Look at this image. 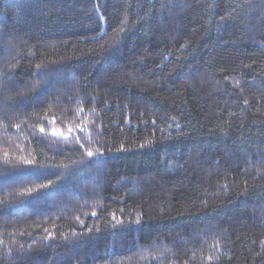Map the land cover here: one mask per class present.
I'll return each instance as SVG.
<instances>
[{"label": "trees", "instance_id": "trees-1", "mask_svg": "<svg viewBox=\"0 0 264 264\" xmlns=\"http://www.w3.org/2000/svg\"><path fill=\"white\" fill-rule=\"evenodd\" d=\"M0 264H264V0H0Z\"/></svg>", "mask_w": 264, "mask_h": 264}, {"label": "snow or ice", "instance_id": "snow-or-ice-1", "mask_svg": "<svg viewBox=\"0 0 264 264\" xmlns=\"http://www.w3.org/2000/svg\"><path fill=\"white\" fill-rule=\"evenodd\" d=\"M37 67H39V65H37ZM40 131H41V132H44V129L41 128ZM72 131H73V130L70 128V129H69V132H72ZM81 131H83V129H81ZM53 134L62 135V133H55V130H53ZM76 138L78 139V137H76ZM66 139H67V137H66ZM87 154H88V156H90V157L93 155L92 152H88ZM209 259H211V258L209 257Z\"/></svg>", "mask_w": 264, "mask_h": 264}]
</instances>
